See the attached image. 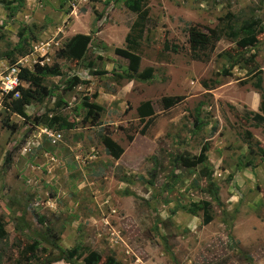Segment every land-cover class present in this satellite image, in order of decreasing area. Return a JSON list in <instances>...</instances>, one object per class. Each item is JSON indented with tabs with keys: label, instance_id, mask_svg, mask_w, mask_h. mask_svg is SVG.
<instances>
[{
	"label": "rangeland",
	"instance_id": "374dc122",
	"mask_svg": "<svg viewBox=\"0 0 264 264\" xmlns=\"http://www.w3.org/2000/svg\"><path fill=\"white\" fill-rule=\"evenodd\" d=\"M17 2L0 0V79L14 64L33 73L54 65L59 74L41 77L49 93L31 100L23 117L5 106L9 98L0 90V217L6 231L0 264L56 255L51 241L67 252L95 251L97 264L106 257L116 264H264V163L254 145L264 148V123L244 113L264 103V37L256 34L243 50L244 57L253 55L251 64L229 68L220 53L234 50L233 42L222 37L208 59L196 60L184 30L190 24L206 31L226 13L236 22L253 17L264 24V0H144L149 19L134 52V74L115 52L126 48L136 19L124 0ZM77 33L90 38L83 57L59 56ZM163 41L177 50L163 49ZM146 67L149 79L126 77ZM256 75L259 91L252 85ZM72 76L77 84L67 88ZM176 95L183 98L163 106V98ZM83 99L99 106L93 123ZM142 102L152 112L143 132L146 117L136 110ZM55 114L71 127L31 124ZM40 127L60 139L50 144ZM102 136L120 147L117 157L108 154ZM203 146L206 169L175 161ZM200 200L209 202L207 224Z\"/></svg>",
	"mask_w": 264,
	"mask_h": 264
},
{
	"label": "trees",
	"instance_id": "16d2710c",
	"mask_svg": "<svg viewBox=\"0 0 264 264\" xmlns=\"http://www.w3.org/2000/svg\"><path fill=\"white\" fill-rule=\"evenodd\" d=\"M16 3H18L17 0ZM124 5L129 11L133 12L136 15V19L131 23L129 31L125 36L126 48H116L115 52L118 55L128 59V71L134 74L139 63L138 56L134 52L138 48L139 40L142 37L144 31L143 29L145 23L149 18L147 15V7L144 3V0H124ZM184 30L186 31V42L188 45L189 54L193 59L196 60L205 61L206 59H208L209 52L214 47L215 43L222 37H225L229 41L233 42L235 45L234 50L229 49L220 53V56L226 61L229 68L233 67L236 64L243 65L244 67H247L248 64H251L253 62V55L249 54L248 57H244L243 50L250 46L256 34H261L264 37V24H261L257 18L249 17L236 22L232 18V15H230L229 13H226L222 17V19H219L215 26L207 28L206 31H201L196 28L195 25L190 24H186ZM89 41L90 38L88 35L81 33L74 34L66 41L64 46L59 49L58 54L59 56H62L69 60L81 59L88 48ZM162 48L165 50L169 49L172 51H176L177 45L170 44L167 41H163ZM14 49L20 52L19 47H14ZM10 53L11 52H8L6 53V55L9 57ZM19 54H23V52H20ZM253 69V66H249L247 71L250 72ZM151 71L152 69L150 67H146L135 75H132V73H128L126 77L132 78L135 76L138 79L147 80L151 77ZM227 72L228 71L226 70V68L221 69L222 74H225ZM98 73H105V71L96 72V74ZM57 74H59L58 68L54 65L48 67H36V73L31 72L26 67H20L17 73V78L20 81L27 82V86L22 87L21 85H17L15 88L4 94V99L9 98V101L5 103V106L11 112H14L22 117L25 116L24 107L29 104L31 100H39L47 96L49 93L45 85L42 84L41 77L44 75ZM75 84H77V79L74 76L66 81L67 88H70V86H73ZM203 85L205 86L206 84L203 83ZM252 85L256 90H260V77L258 75L255 76V80ZM16 92L17 97H12V95ZM182 98L183 96L181 95L166 97L162 99V103L164 107H167L180 101ZM81 104L86 109L85 115H91L92 119L90 120V122H95L97 113L94 112V109L98 110L99 106L92 103H87L86 101H84V99L82 100ZM136 110L138 116H140L141 118L146 117L141 128V132H143V130H145V128H147V126L152 122L151 108L148 102H142ZM244 113L249 116L250 120H252L254 123H264V103L261 102L258 111L249 110L245 111ZM32 121L34 123L31 124L42 122L47 127H52L53 124H56V128L68 129L71 127V124L69 122L56 114L51 116L42 115L34 117ZM4 126L10 127L8 123H4ZM102 144L108 154L112 157H117L121 152L120 147L108 137L102 136ZM246 145L248 146V152L251 153L252 150L248 141H246ZM254 145L256 147V151L260 154L264 163V148L261 147L258 142H254ZM205 150L206 148L205 146H203L200 149L199 153L192 157L177 155L175 157V161L186 167L202 165V168L206 169V164H208V162L205 155ZM210 174L211 173L207 172V180H210ZM199 207L201 209V222L203 224H207L211 220V215L209 213V202L200 200ZM19 222L22 223V226L26 227V225H23L24 223L22 216L19 218ZM5 236L6 231L4 229V222L0 217V240ZM42 238L44 239L43 236ZM48 243L56 250V255L47 253L41 260H36L35 263L29 261L23 264H49L57 260H64L70 264H76L74 259L79 257L80 254L83 253V250H85V255L82 257V262L80 264H97L100 260V255L95 251L82 248V250L77 251V248L73 252H67L64 249L59 248L53 241ZM32 248H34L32 247V245H28L26 247L27 250H32ZM101 264H116V262L113 259L106 257L105 260L101 262Z\"/></svg>",
	"mask_w": 264,
	"mask_h": 264
},
{
	"label": "built area",
	"instance_id": "2783aa9c",
	"mask_svg": "<svg viewBox=\"0 0 264 264\" xmlns=\"http://www.w3.org/2000/svg\"><path fill=\"white\" fill-rule=\"evenodd\" d=\"M17 66V64L11 65L6 68L4 73L1 75L0 90L4 94L15 88L17 85H20V80L17 78V73L19 71V67ZM13 96L17 97V92L14 93ZM39 130L40 133L45 136V139L52 145L60 139V134L58 132L50 131L46 127H40Z\"/></svg>",
	"mask_w": 264,
	"mask_h": 264
}]
</instances>
